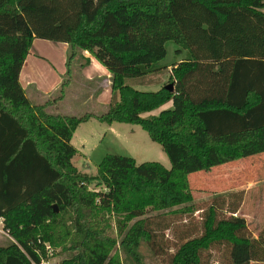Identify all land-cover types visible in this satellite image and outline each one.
Returning a JSON list of instances; mask_svg holds the SVG:
<instances>
[{"label": "trees", "instance_id": "obj_1", "mask_svg": "<svg viewBox=\"0 0 264 264\" xmlns=\"http://www.w3.org/2000/svg\"><path fill=\"white\" fill-rule=\"evenodd\" d=\"M35 38L68 44L63 81L39 103L20 82ZM170 40L191 51L173 90L137 89L160 84L153 64ZM91 56L112 74L108 109L50 112ZM91 118L140 125L171 168L107 153L96 173L80 170L71 140ZM263 152L264 0H0V219L12 237L0 264H42L49 245L59 264H146L143 245L166 264L264 262V228L255 237L237 214L244 190L216 195L182 239L160 221L195 212L191 173Z\"/></svg>", "mask_w": 264, "mask_h": 264}, {"label": "rangeland", "instance_id": "obj_2", "mask_svg": "<svg viewBox=\"0 0 264 264\" xmlns=\"http://www.w3.org/2000/svg\"><path fill=\"white\" fill-rule=\"evenodd\" d=\"M56 44H58L57 47L61 46L60 43ZM166 48V56L153 64V68H164L162 77L159 74L154 77L161 81L160 84L155 82L149 86L136 85L137 89L157 91L164 83L171 84L170 75L174 64L191 57V51L181 48L175 41H167ZM78 71L75 73L73 84L67 89L66 96L58 105L50 107V112L77 116L84 112L102 113L108 109L112 99L108 100V102L103 100V103H99L97 99H94V91L98 88L96 86L98 85L97 81H91V83L84 81L85 78L80 75L81 78ZM27 91L30 92V89ZM47 98L48 96L45 97V99ZM52 98L50 99L52 100ZM168 104H170L169 107L167 106ZM172 107L173 102L171 100L158 109L145 113V116L159 114L162 109ZM71 143L78 150L73 158V163L82 171L96 173L98 164L107 153L131 156L138 163L158 161L167 168H171V161L162 145L152 140L148 133L137 124L120 122L108 124L96 118H91L78 127ZM239 161L241 162L238 166L226 167L223 170L217 168L216 170L214 169V172L212 170L208 173L197 171L190 175L195 212L166 214L160 218L163 225L166 223L170 225V228L166 231L169 239L173 241L177 238L179 240L187 229L189 230L191 225L195 224L198 226L203 210L209 206L211 200L216 195L227 194L234 190H244L246 195H248L240 209L249 220L247 224L251 232L257 228L259 223L264 225V157L258 155L250 159L241 158ZM88 165L90 167H86ZM246 170L254 172L253 176L248 175L245 172ZM231 171L235 172V174L229 173ZM254 177L259 180L256 182L258 188L252 183V188L246 191L247 185L253 181ZM260 197L261 199H259ZM152 213V215L156 216L160 212L154 211ZM114 236L116 237L117 234L115 233ZM117 238L119 241L120 237ZM10 240H12V237L4 227V220L0 219V245H6ZM117 247H119L118 244ZM173 250L174 248L171 251ZM47 252L48 258L43 260L42 264H59L64 256L60 247L53 248L49 245ZM142 252L146 264H166L162 257L154 256L146 245H143ZM128 262V264H131V261ZM257 264H264V262H257Z\"/></svg>", "mask_w": 264, "mask_h": 264}, {"label": "crops", "instance_id": "obj_3", "mask_svg": "<svg viewBox=\"0 0 264 264\" xmlns=\"http://www.w3.org/2000/svg\"><path fill=\"white\" fill-rule=\"evenodd\" d=\"M56 43H60L61 46L60 47L58 46L59 47L58 48L57 47L58 44ZM67 50H68V44L65 42H55L52 40L35 38L33 45L30 49V52L23 64V67L20 73V82L26 91L30 89V92L27 91V95L36 103L44 101L45 97L49 96L50 94H52L54 91H56L60 87L63 81V78L65 76L66 70H67V65H66L67 64ZM82 72H83L82 73L83 77L87 81H95L97 79H101V81H97L98 85L96 86L98 88L94 91V99H97L99 103H103V100H107L106 102H108V100L112 99V95H113L112 89H111V75L112 74L105 65H103L95 57L91 56L90 63L83 67ZM143 86H146V85H143ZM167 106L169 107L170 104H168ZM147 113H150V112H147ZM258 155H261L262 157H264V152L253 155V156L246 157V159H250L251 157H256ZM240 162L241 161L239 160L231 161V162L213 167L208 172H211L212 170H213L212 172H214L217 168L223 170V169H226V167L230 168V167L238 166L240 165ZM247 171L248 170H246L245 172L248 175L253 176L254 172H250V171L247 172ZM229 173L235 174V172L233 171ZM258 181L259 180H257L254 177L253 181L247 185L246 191L252 188V183H254V186L257 187L256 182ZM247 196L248 195H246L245 193V199H243L244 203H245ZM259 199H261V197ZM257 201H260V200H257ZM241 211L242 210L239 209L237 214L245 217L248 223L249 220L247 216L244 215V213ZM263 228H264V225H261L259 223L257 225V228L254 231H252L253 235L255 237H258ZM251 264H257V262H252Z\"/></svg>", "mask_w": 264, "mask_h": 264}, {"label": "water", "instance_id": "obj_4", "mask_svg": "<svg viewBox=\"0 0 264 264\" xmlns=\"http://www.w3.org/2000/svg\"><path fill=\"white\" fill-rule=\"evenodd\" d=\"M167 88L170 90H173V84L171 83V84L167 85ZM54 207H55V210L58 211V206L56 204L54 205Z\"/></svg>", "mask_w": 264, "mask_h": 264}]
</instances>
